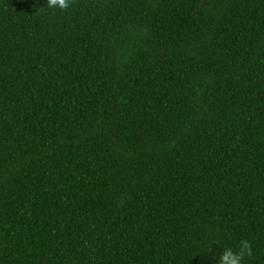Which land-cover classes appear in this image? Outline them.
Returning <instances> with one entry per match:
<instances>
[{"label":"trees","instance_id":"16d2710c","mask_svg":"<svg viewBox=\"0 0 264 264\" xmlns=\"http://www.w3.org/2000/svg\"><path fill=\"white\" fill-rule=\"evenodd\" d=\"M264 264V0H0V264Z\"/></svg>","mask_w":264,"mask_h":264},{"label":"clouds","instance_id":"9594fccd","mask_svg":"<svg viewBox=\"0 0 264 264\" xmlns=\"http://www.w3.org/2000/svg\"><path fill=\"white\" fill-rule=\"evenodd\" d=\"M72 0H46L48 8L65 10L69 8ZM252 255V246L248 240L243 239L239 242V249L234 251L226 247L219 256L218 264H244L246 256Z\"/></svg>","mask_w":264,"mask_h":264}]
</instances>
